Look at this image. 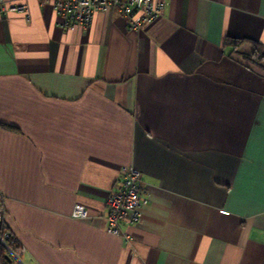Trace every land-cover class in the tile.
<instances>
[{
	"label": "crops",
	"instance_id": "1",
	"mask_svg": "<svg viewBox=\"0 0 264 264\" xmlns=\"http://www.w3.org/2000/svg\"><path fill=\"white\" fill-rule=\"evenodd\" d=\"M9 1L28 15L0 17V227L22 262L264 264V60L243 58L264 53V0H163L139 30ZM123 166L143 202L114 234Z\"/></svg>",
	"mask_w": 264,
	"mask_h": 264
},
{
	"label": "built area",
	"instance_id": "2",
	"mask_svg": "<svg viewBox=\"0 0 264 264\" xmlns=\"http://www.w3.org/2000/svg\"><path fill=\"white\" fill-rule=\"evenodd\" d=\"M39 3L50 4L59 16V24L69 27L77 24L88 27L93 21L96 11L109 8L117 9L127 18L129 28L139 30L156 19L163 11V0H39ZM9 12L28 15V6L9 0H0V17ZM119 186L109 192L106 200L105 219L111 233L118 234L123 224H134L140 218L139 206L143 202L140 189V172L133 166H123L120 169ZM88 216L87 209L81 204H75L71 217L83 219ZM11 233L4 223L0 227V240L10 258L9 264H24L23 247L13 250L9 246ZM2 264V263H1Z\"/></svg>",
	"mask_w": 264,
	"mask_h": 264
},
{
	"label": "trees",
	"instance_id": "3",
	"mask_svg": "<svg viewBox=\"0 0 264 264\" xmlns=\"http://www.w3.org/2000/svg\"><path fill=\"white\" fill-rule=\"evenodd\" d=\"M244 41L243 39H238V38H233L230 36H226L224 39L225 45H230L233 49V51L237 48V46ZM251 44L253 46V51L250 55H244L243 58L246 61H253L254 63L258 64V62L264 60V53L262 52V47L257 41H251ZM11 241L9 242V246L13 250H17V248L20 247V244L18 241L12 236H10ZM3 250V259H2V264H9L10 263V258L7 255L5 249L2 247ZM5 251V252H4Z\"/></svg>",
	"mask_w": 264,
	"mask_h": 264
}]
</instances>
